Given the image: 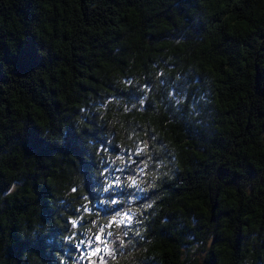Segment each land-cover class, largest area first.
<instances>
[{
    "label": "trees",
    "instance_id": "16d2710c",
    "mask_svg": "<svg viewBox=\"0 0 264 264\" xmlns=\"http://www.w3.org/2000/svg\"><path fill=\"white\" fill-rule=\"evenodd\" d=\"M77 226L100 264L117 232L118 264H264V0H0V264H75Z\"/></svg>",
    "mask_w": 264,
    "mask_h": 264
},
{
    "label": "rangeland",
    "instance_id": "374dc122",
    "mask_svg": "<svg viewBox=\"0 0 264 264\" xmlns=\"http://www.w3.org/2000/svg\"><path fill=\"white\" fill-rule=\"evenodd\" d=\"M107 182V180H103V186L100 190H107L106 188H104L105 183ZM113 182H110L109 186H112ZM99 190V191H100ZM109 190V189H108ZM110 194L112 195V191H110ZM112 207V206H111ZM80 208H76L75 211L77 212L76 217H74V219L79 220L80 218L83 217H90L93 221H95L98 216L100 215V212H91V214H87L85 212V209L82 212H79ZM114 221L115 223H125L124 218L125 215H121L119 212H115L114 215ZM108 221H110L112 223L113 226H117L114 221L112 219H109ZM84 234H86V229L85 228H81L80 226H77V228L72 231L70 228H68L67 231H65L63 233L62 236V251H64V246L66 244V250L63 252L65 255H74L76 258L79 257L80 255L83 254V250L81 249L80 252L78 251L79 249L75 248V242L76 240L83 236ZM124 233L123 232H117L116 233V237H115V247H114V255L112 258V264H118L119 260H118V252H119V248L125 244V239H124ZM92 260H94L93 256L91 257ZM73 260L71 259H66L64 263H60V264H72ZM94 264H100V263H96V261H94Z\"/></svg>",
    "mask_w": 264,
    "mask_h": 264
},
{
    "label": "snow or ice",
    "instance_id": "6c2138e0",
    "mask_svg": "<svg viewBox=\"0 0 264 264\" xmlns=\"http://www.w3.org/2000/svg\"><path fill=\"white\" fill-rule=\"evenodd\" d=\"M114 219H115V218H114ZM74 223H75V222H74ZM100 232L103 233V232H104V228H101V229H100ZM108 235H111V233H108ZM96 239H97V240H101V238H100L99 235L96 236ZM91 242H92V239H91V237H90V238H89V244H91ZM81 243H84V241H81ZM101 243H105V241L101 240ZM94 251H95V252H99L100 249L97 248V249H95Z\"/></svg>",
    "mask_w": 264,
    "mask_h": 264
}]
</instances>
